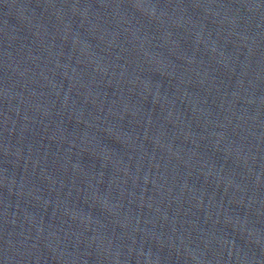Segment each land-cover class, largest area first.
Listing matches in <instances>:
<instances>
[{
	"label": "water",
	"instance_id": "1",
	"mask_svg": "<svg viewBox=\"0 0 264 264\" xmlns=\"http://www.w3.org/2000/svg\"><path fill=\"white\" fill-rule=\"evenodd\" d=\"M0 264H264V0H0Z\"/></svg>",
	"mask_w": 264,
	"mask_h": 264
}]
</instances>
